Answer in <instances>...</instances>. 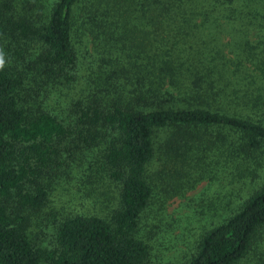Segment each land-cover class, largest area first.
<instances>
[{"label":"trees","instance_id":"obj_1","mask_svg":"<svg viewBox=\"0 0 264 264\" xmlns=\"http://www.w3.org/2000/svg\"><path fill=\"white\" fill-rule=\"evenodd\" d=\"M81 15L92 53L78 45ZM238 19L264 29V0H0V264H147L136 233L151 169L175 179L206 159L246 196L182 264H264V92L229 85L219 43L223 20ZM86 55V94L57 106ZM253 66L264 81V49ZM70 174L89 205L61 220L49 250L28 230Z\"/></svg>","mask_w":264,"mask_h":264},{"label":"rangeland","instance_id":"obj_2","mask_svg":"<svg viewBox=\"0 0 264 264\" xmlns=\"http://www.w3.org/2000/svg\"><path fill=\"white\" fill-rule=\"evenodd\" d=\"M76 21L75 33L81 38L78 39V45L83 47L84 52L92 53L94 47L86 33L89 25L85 23V17L83 18L82 15L77 16ZM247 21L238 19L226 22L223 20L219 43L223 45V51L229 61L228 67L234 74L229 76L226 70V78L228 76L231 82L229 85L237 86V83L241 82L246 83L247 86L251 84L257 89L260 87L264 92V81L256 79L260 73L253 66L264 49L262 44L264 29H260L258 24L251 25L249 21L246 24ZM243 24H246L245 28H240L239 25ZM247 43L255 48H249ZM82 54L85 53L82 52ZM86 58L87 55L80 61L81 69L77 70L75 81L70 84V87L61 89L62 97H53L52 101L57 103V106L60 103L66 105L74 102L82 93L86 94L85 90L87 86H90L89 77L96 65L94 57L85 60ZM242 58L244 64L247 63L246 58L251 63L236 70L230 62L237 59L243 60ZM247 68L249 70H246ZM209 161V159L200 161L192 170L186 167L183 175L175 176V179L168 172L162 174L159 172L156 176V173L163 169L162 162L151 169V177H154V182L151 183L153 197L140 217L136 233V236L149 246L150 258L147 264L184 263L193 254L200 238L221 223L245 198L246 186L240 180L231 179L226 169L208 165ZM189 170L190 174H187ZM60 178V184L55 186L50 198L49 207L32 217V226L30 225L28 230L35 242L49 250H54L56 246V227L61 220L68 217L70 213H84L86 208H83V204L89 205V202L85 201L86 194L89 193L83 189L85 185L80 183L79 175L70 174L69 178L62 175ZM168 186L174 189L170 192ZM175 186L176 192L178 190L177 194L173 193ZM106 196L101 200L108 207L103 210L104 213H99L100 215H105L114 206L116 194L109 192Z\"/></svg>","mask_w":264,"mask_h":264},{"label":"clouds","instance_id":"obj_3","mask_svg":"<svg viewBox=\"0 0 264 264\" xmlns=\"http://www.w3.org/2000/svg\"><path fill=\"white\" fill-rule=\"evenodd\" d=\"M5 67V58L2 51H0V70H3Z\"/></svg>","mask_w":264,"mask_h":264}]
</instances>
